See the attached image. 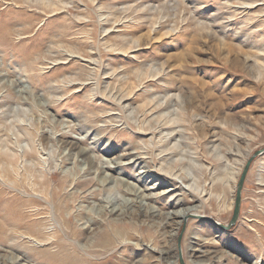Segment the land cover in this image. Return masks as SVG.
<instances>
[{"label":"rangeland","instance_id":"1","mask_svg":"<svg viewBox=\"0 0 264 264\" xmlns=\"http://www.w3.org/2000/svg\"><path fill=\"white\" fill-rule=\"evenodd\" d=\"M261 149L264 0H0V264H264Z\"/></svg>","mask_w":264,"mask_h":264},{"label":"water","instance_id":"2","mask_svg":"<svg viewBox=\"0 0 264 264\" xmlns=\"http://www.w3.org/2000/svg\"><path fill=\"white\" fill-rule=\"evenodd\" d=\"M264 154V149H261L259 151H257L247 162L246 166L244 167V170L242 172V175L239 179L238 182V186H237V193H236V199H235V204H234V211H233V215H232V219L229 223V225L227 226H223L221 223L219 222H214L217 225L223 226L226 229H231L234 225H236V223L239 220L240 217V213H241V206H242V194H243V188H244V184L246 182V178L248 176V173L251 169V166L253 164V162L256 160V158L260 155ZM184 231V229H183ZM182 237H183V233L180 235L178 243H179V255H180V263L181 264H186L185 260L183 258V254H182Z\"/></svg>","mask_w":264,"mask_h":264},{"label":"bare ground","instance_id":"3","mask_svg":"<svg viewBox=\"0 0 264 264\" xmlns=\"http://www.w3.org/2000/svg\"><path fill=\"white\" fill-rule=\"evenodd\" d=\"M192 209V208H191ZM118 212V211H117ZM193 212V213H191ZM13 213V212H12ZM15 213V212H14ZM11 214V212H10ZM190 214L192 215H195L194 217L200 215L198 214L197 212L193 211V210H188V211H182V212H178L176 215L177 217L181 218V221L180 223L182 224V221L185 220ZM171 218V217H169ZM196 218H203V217H196ZM206 218V217H205ZM15 224V223H14ZM15 226V225H14ZM187 251V249H185ZM201 256H205V255H201ZM201 256H198V257H201ZM22 260V259H21ZM198 263V262H197ZM200 264V263H199Z\"/></svg>","mask_w":264,"mask_h":264}]
</instances>
